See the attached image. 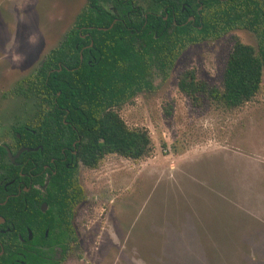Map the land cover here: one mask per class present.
Instances as JSON below:
<instances>
[{"label":"rangeland","instance_id":"1","mask_svg":"<svg viewBox=\"0 0 264 264\" xmlns=\"http://www.w3.org/2000/svg\"><path fill=\"white\" fill-rule=\"evenodd\" d=\"M86 0H0V144L34 122L35 103L13 89L74 25ZM144 14L150 0H133ZM159 11V10H158ZM234 30L189 46L153 90L115 112L145 129L151 153L139 160L108 155L80 167L84 200L74 210L76 242L62 264H264V77L244 105L227 109L177 88L179 75L221 87Z\"/></svg>","mask_w":264,"mask_h":264},{"label":"trees","instance_id":"2","mask_svg":"<svg viewBox=\"0 0 264 264\" xmlns=\"http://www.w3.org/2000/svg\"><path fill=\"white\" fill-rule=\"evenodd\" d=\"M86 1L59 44L13 89V94L35 103L33 124L13 128L19 135L14 140L37 149L22 154L12 175L24 165L31 167L32 160L48 164L62 155L61 150L74 164L55 170L45 198L50 210L58 199L68 215L62 219L66 227L58 231L61 256L28 255L25 264H62L75 242L69 215L84 200L78 164L96 169L108 155L139 160L151 153L148 132L129 129L115 110L136 94L153 90V72L165 80L189 46L245 30L253 35L256 47L234 42L220 88L197 80L192 69L179 75L177 88L193 102L203 96L233 109L254 98L264 77V0H150L154 11L144 14L132 9L129 0ZM189 16L193 22L186 20ZM1 154L5 152L0 147ZM7 195L0 186V215L15 226L24 220V212L11 206L22 198Z\"/></svg>","mask_w":264,"mask_h":264},{"label":"flooded vegetation","instance_id":"3","mask_svg":"<svg viewBox=\"0 0 264 264\" xmlns=\"http://www.w3.org/2000/svg\"><path fill=\"white\" fill-rule=\"evenodd\" d=\"M129 3L132 9L140 10L138 6L133 5V0H129ZM154 8L152 6L147 13L153 12ZM186 20L194 21L192 16L187 17ZM173 22L175 23V21ZM13 136L19 139L18 134ZM72 146L75 147V143H72ZM0 147L5 152V154L0 155V186H2L5 194L13 197L18 196L19 199L22 198L21 202L11 207L21 208L24 212V220L16 221L15 226L12 223H7L4 217L0 215V219H2L0 222V264H25L28 255L36 254L46 259H49L52 255L59 258L61 249L58 245L63 240H60L61 237L58 231L64 230L66 227L62 219L68 218V215L66 212L61 211V204L58 199L55 200V203L51 202L52 209L50 210V205L45 198H47L46 193L51 176L56 174L55 170L63 167H74L72 159L65 154L64 150H61L62 155L50 158L48 164L43 163L44 160L41 161V159L38 163H34L32 160L31 167L24 165L22 170L17 171L16 177L12 175L11 169L15 170L20 165L21 156L24 152L37 148L31 149L21 145L16 140H14L12 147L6 144H0ZM22 148L28 150L20 152L17 157L11 159ZM7 150L11 156L8 155ZM69 153L75 155L74 151H69ZM80 167L82 166L78 164L77 172ZM8 187H11L10 191H7ZM0 204H3V202H0ZM77 205L74 206L69 215V225L73 229L75 242L76 230L73 225V218ZM13 232L15 234H12Z\"/></svg>","mask_w":264,"mask_h":264},{"label":"water","instance_id":"4","mask_svg":"<svg viewBox=\"0 0 264 264\" xmlns=\"http://www.w3.org/2000/svg\"><path fill=\"white\" fill-rule=\"evenodd\" d=\"M24 150H28V149H26V148H22V149H20V150L15 154V156L12 157L11 159L17 157V156L20 154V152H22V151H24ZM35 150H36V149H35ZM7 153H8L9 156H11V155H10V152H9L8 150H7ZM1 221H2V219H0V222H1Z\"/></svg>","mask_w":264,"mask_h":264}]
</instances>
